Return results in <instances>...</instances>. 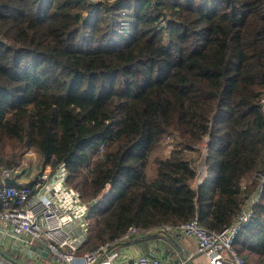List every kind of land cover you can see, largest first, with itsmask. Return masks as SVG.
<instances>
[{
	"label": "trees",
	"instance_id": "1",
	"mask_svg": "<svg viewBox=\"0 0 264 264\" xmlns=\"http://www.w3.org/2000/svg\"><path fill=\"white\" fill-rule=\"evenodd\" d=\"M263 99L264 0H0V169L64 166L89 209L78 255L229 227L261 184ZM234 248L264 264V184Z\"/></svg>",
	"mask_w": 264,
	"mask_h": 264
},
{
	"label": "built area",
	"instance_id": "2",
	"mask_svg": "<svg viewBox=\"0 0 264 264\" xmlns=\"http://www.w3.org/2000/svg\"><path fill=\"white\" fill-rule=\"evenodd\" d=\"M261 104L264 115V99ZM205 175L201 174L199 181ZM66 176L64 166L59 165L54 172L43 170L33 181L20 182L15 170L0 169V236L16 252L27 254V249L33 252V246L40 255L47 250L53 264H129L121 251L112 248L110 243L77 254L87 237L89 209L79 194L67 186ZM258 177L260 186L245 197L229 227L210 231L194 216L185 223L162 227L160 231L194 239L196 253L205 255L209 264H246L235 250L234 242L252 217L254 205L260 198L264 175ZM8 178L14 179L16 184H6L4 180ZM139 234L136 228H129L124 238L130 240ZM132 260L134 264H161V259L155 255L139 254Z\"/></svg>",
	"mask_w": 264,
	"mask_h": 264
},
{
	"label": "crops",
	"instance_id": "3",
	"mask_svg": "<svg viewBox=\"0 0 264 264\" xmlns=\"http://www.w3.org/2000/svg\"><path fill=\"white\" fill-rule=\"evenodd\" d=\"M133 239V240H132ZM121 251L129 264H134L133 258L139 254L157 256L161 259V264H184L181 256L188 258L191 264H205L209 261L203 254L196 253V244L192 238H183L178 234H171L169 236H134L130 241L122 242L117 248ZM27 249V254L23 252H16L12 250L8 241L0 236V254L10 253V255H22V261L26 262L30 260V264H53L50 257L45 254L37 252H31Z\"/></svg>",
	"mask_w": 264,
	"mask_h": 264
},
{
	"label": "rangeland",
	"instance_id": "4",
	"mask_svg": "<svg viewBox=\"0 0 264 264\" xmlns=\"http://www.w3.org/2000/svg\"><path fill=\"white\" fill-rule=\"evenodd\" d=\"M170 151H171L170 139L168 137H165L162 141V145L159 150V153L157 154L162 156H167ZM13 169L16 171L20 182L33 181L39 174H41L43 170L44 171L52 170L50 165L45 166L39 163L38 156L34 151H28L25 155H23L20 165ZM16 250L22 251L19 248H16ZM31 250L34 252L35 246L31 247ZM48 257H50V254H48ZM205 264L208 263L205 262Z\"/></svg>",
	"mask_w": 264,
	"mask_h": 264
},
{
	"label": "water",
	"instance_id": "5",
	"mask_svg": "<svg viewBox=\"0 0 264 264\" xmlns=\"http://www.w3.org/2000/svg\"><path fill=\"white\" fill-rule=\"evenodd\" d=\"M263 175H264V172H263ZM4 182L6 184H16L15 180L12 178L5 179ZM44 254L47 255V250H45ZM181 259L184 262V264H191L188 258L181 256Z\"/></svg>",
	"mask_w": 264,
	"mask_h": 264
}]
</instances>
